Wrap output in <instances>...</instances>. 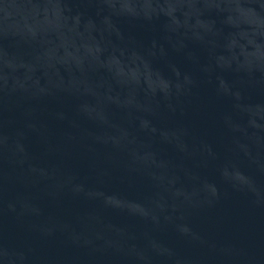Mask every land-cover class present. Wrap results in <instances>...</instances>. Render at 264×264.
<instances>
[{"label": "water", "instance_id": "95a60500", "mask_svg": "<svg viewBox=\"0 0 264 264\" xmlns=\"http://www.w3.org/2000/svg\"><path fill=\"white\" fill-rule=\"evenodd\" d=\"M0 264H264V0H0Z\"/></svg>", "mask_w": 264, "mask_h": 264}]
</instances>
